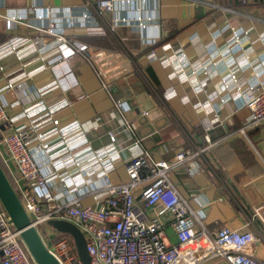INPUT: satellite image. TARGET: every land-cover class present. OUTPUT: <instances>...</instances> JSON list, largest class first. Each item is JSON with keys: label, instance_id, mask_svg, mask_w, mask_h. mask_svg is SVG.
Wrapping results in <instances>:
<instances>
[{"label": "crops", "instance_id": "obj_1", "mask_svg": "<svg viewBox=\"0 0 264 264\" xmlns=\"http://www.w3.org/2000/svg\"><path fill=\"white\" fill-rule=\"evenodd\" d=\"M97 1L0 0V42L34 36L38 26L53 22L69 41L95 46L109 54L110 70L105 77L98 73L95 62L81 57L49 59L28 79L25 91L30 101L43 103L30 116L16 103L14 90L3 89L2 99L11 123L17 127L30 120L39 121L47 107L52 106L56 109L58 126L67 130L81 127L94 149L108 143L107 129H116L111 169L89 182L87 188L126 180L125 163L131 157L135 139L154 159L166 161L180 150L197 147L200 154L189 164L173 167L168 172L169 181L202 218L208 231L223 227L251 229L258 238L253 254L264 261V223L254 216V209L259 208L258 213L264 218V125L247 127L244 133L238 131L249 116V109L244 105L249 87L264 83V76L258 78L248 66L264 54V41H260L264 37V0H134L129 4L117 3L112 12L98 10ZM29 7H35L41 16L25 15L24 22L15 29L5 28V18L10 13L23 12ZM149 15L153 20L145 30L120 21ZM231 27L240 33L241 43L228 51L224 47ZM216 32L220 34L216 41L218 50L210 56L206 46ZM46 41L42 53L51 51L52 37ZM151 48L156 51L155 57L149 55ZM177 50L179 54H175ZM230 53L236 60L233 71L242 90L221 104L220 79L227 72L222 60ZM163 55L173 61L163 64ZM209 57L218 60L216 72L188 76V64L196 65ZM19 64L13 54L2 57L0 85L5 73H11L9 77L18 76ZM41 65L35 59L25 70ZM196 78L204 91L196 90ZM114 97L122 99V109L116 107ZM145 104L149 107L147 111H144ZM143 114L149 121L161 115L168 121L151 134L139 137L136 128L141 126L138 119ZM214 116L217 120L209 131L208 144L203 138L201 119ZM124 120L135 126L134 134L121 131ZM39 128L48 130L51 124L45 122ZM29 145L34 147L36 142L31 141ZM43 156L36 159L42 163L45 173L58 174L67 169L69 162L61 160L60 165L52 167ZM0 163L9 179L17 181L18 173L4 148L0 150ZM57 184L62 189L58 202L66 200L71 192L76 193L74 188L68 192V187L61 182ZM140 188L135 190L136 199ZM82 202L96 206L88 195L83 196ZM249 220L252 221L247 227ZM163 238L172 244L177 241L172 226L164 228ZM206 264H223V261L216 258Z\"/></svg>", "mask_w": 264, "mask_h": 264}, {"label": "built area", "instance_id": "obj_2", "mask_svg": "<svg viewBox=\"0 0 264 264\" xmlns=\"http://www.w3.org/2000/svg\"><path fill=\"white\" fill-rule=\"evenodd\" d=\"M132 1L134 0H98L96 7L98 10L112 12L117 3L129 4ZM42 14H49V11H42ZM25 15L29 18L41 16L35 7L10 13L5 18V28L15 29L24 22ZM152 20L150 15L120 19L121 22L138 26L140 30H145ZM230 30L224 47L228 51H232L234 45L239 47L241 43L240 33L232 27ZM47 37H52L51 51L42 53L47 44ZM219 38L220 34L216 32L211 43L206 46L210 56L218 50L216 41ZM260 41H264V37ZM179 52L180 50H177L175 54ZM9 54H13L20 64L17 68L18 76L9 77L11 73H5L0 85V125H4L3 129H0V150L5 149L16 168L18 180H10L11 184L37 229L42 224H47L48 219H62L76 225L85 236L89 264H206L216 258L221 259L223 264H264L263 260L253 254V246L258 238L251 229L223 227L208 231L202 218L191 209L187 200L169 181L168 172L173 167L189 164L192 158L200 154L201 150L197 147L180 150L171 160L166 161L154 159L148 151L138 145L139 140L135 139L131 157L125 163L126 180L87 188L89 182L104 176L111 169L110 158L115 153L114 144L118 133L116 129H107L108 143L94 149L81 127L67 130L58 126L59 119L55 117L56 109L52 106L47 107V112L39 121L30 120L21 126H13L2 99L3 89L12 88L16 103L22 107L26 116H30L31 112L37 106H43V103L32 104L30 101L25 91L28 88V79L46 65L49 59L72 60L81 57L95 62L98 73L105 77L110 70L108 52L76 40L69 41L53 22H49L38 26L34 36H19L0 42V61ZM149 55L156 56L154 48L150 49ZM32 56L34 58H31ZM35 59H39L42 65L25 70ZM172 61L173 58L167 55L161 58L165 65ZM235 64L233 53L222 60L227 72L220 79L223 91L219 98L221 104L242 90L233 71ZM188 65V76H196L199 72H216L218 60L216 57H209L205 62ZM248 66L258 78H263L264 54L257 62H249ZM1 69L2 67L0 71ZM195 87L197 91H204L198 78L195 79ZM113 100L116 107L122 109V99L114 97ZM244 105L249 109V116L238 131L244 133L247 127L264 125V83L249 87ZM216 120V116L213 119H201L205 130L203 138L208 144L209 131ZM45 122L51 124L50 129L39 128L40 124ZM120 125L121 131L134 134L135 126L130 121L124 120ZM31 141L36 142L34 147L29 145ZM41 154L44 155L46 164L52 167L60 165L61 160L69 162V166L58 174H47L42 163L36 159ZM60 182L64 187H68L67 191L74 188L76 193L71 192L72 195L66 200L58 202L62 193V189L57 186ZM139 187V198L136 199L135 190ZM64 190L66 192V189ZM86 195L93 199L96 206L82 202L83 196ZM258 212L259 208L254 209V216L264 223V218ZM251 221H248L247 227ZM167 225L174 228L177 237L173 244L163 238ZM48 240H45L47 247L60 264H85L78 257L70 235L64 233L58 240ZM0 264H35L1 204Z\"/></svg>", "mask_w": 264, "mask_h": 264}, {"label": "water", "instance_id": "obj_3", "mask_svg": "<svg viewBox=\"0 0 264 264\" xmlns=\"http://www.w3.org/2000/svg\"><path fill=\"white\" fill-rule=\"evenodd\" d=\"M144 111L149 109L147 105H143ZM168 121L167 117L161 115L157 118L148 120L146 115H142L138 122L141 125L136 128V134L144 137L151 134L155 129H159ZM0 204L7 212L9 222L19 232V239L22 241L31 259L35 264H60L59 260L48 249L45 240L42 239L39 230L31 222L30 217L15 191L14 186L0 164ZM47 224L51 226L57 233H65L74 240L77 255L85 264H89L90 258L86 249V240L79 228L66 220L48 219Z\"/></svg>", "mask_w": 264, "mask_h": 264}, {"label": "rangeland", "instance_id": "obj_4", "mask_svg": "<svg viewBox=\"0 0 264 264\" xmlns=\"http://www.w3.org/2000/svg\"><path fill=\"white\" fill-rule=\"evenodd\" d=\"M3 127H4L3 124L0 125V129H3ZM38 229L42 238H44L47 241H49L48 240L49 238L53 240H58L64 235V233L58 234L57 232H55L54 229L48 224H42V226H39Z\"/></svg>", "mask_w": 264, "mask_h": 264}, {"label": "trees", "instance_id": "obj_5", "mask_svg": "<svg viewBox=\"0 0 264 264\" xmlns=\"http://www.w3.org/2000/svg\"><path fill=\"white\" fill-rule=\"evenodd\" d=\"M1 164V163H0ZM2 166V165H1Z\"/></svg>", "mask_w": 264, "mask_h": 264}]
</instances>
